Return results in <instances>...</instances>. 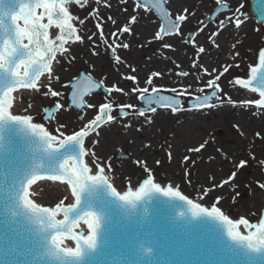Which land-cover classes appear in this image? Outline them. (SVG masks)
<instances>
[{"label": "snow or ice", "instance_id": "6c2138e0", "mask_svg": "<svg viewBox=\"0 0 264 264\" xmlns=\"http://www.w3.org/2000/svg\"><path fill=\"white\" fill-rule=\"evenodd\" d=\"M132 2L134 7L129 12V0H118V6L126 14L124 23L121 24L112 15L104 16L100 12L101 5L105 9H111L112 0H94L97 5L95 8H92L93 0H0V154L6 152L7 133H22L28 139L31 157L25 158L27 162L17 161L11 167L12 183L7 195L10 199L11 215L27 219L36 226L35 231L39 235L41 250L37 251L29 264H38V261H43L44 264H84L99 247L103 235L102 225L107 220V208L110 205L116 204L125 210H135L138 204L150 199L153 193L161 192L184 203L186 211L179 213L181 217L204 218L205 222L222 228L227 241L218 238V245L233 254L242 250L247 257V264H264V213L257 209L259 221L256 224L244 216L230 219L219 206L222 197L212 196L214 190L233 184L238 171L248 165V160L241 159L234 163V170L220 181H216L214 175L211 176L208 186L201 187L198 193L201 200L211 201V207H204L202 203L182 195L179 189L171 186L162 189L153 181V174L147 162L140 159H137L136 164L141 167L147 178L135 191L131 187L126 191H119L109 177V173L113 171L112 165L87 143L90 141L92 145L98 144L99 141L93 139L98 135V130L117 120L123 121L135 116L137 119L144 118L145 122L150 124L152 118L148 113H156V106L177 113L182 110L203 112L224 102L233 104L221 85V80L230 72L231 65L209 70L194 61L192 67L198 70L196 79L201 81L203 76L207 77L203 86L194 89L191 84H187L179 88H163V92L171 93L170 95L161 94L162 87L155 86V78L163 77L161 72H152L143 87L140 86L136 75L122 74L124 80L134 84L130 92H125L115 84L106 86L105 81L97 82L91 76H77L61 86L70 90L71 103L75 110L83 112L86 109H94L95 115L91 119L83 115L78 116V128L70 129L68 125L60 122L59 114L66 110V105L62 102L64 93L56 87L61 83L56 65L66 60L70 67L76 60V55L71 49L86 42L85 36L80 34V29L76 26L77 23L84 26L86 20L73 15L71 6L92 8L88 18L95 21L96 31L87 35L86 40L91 44V53L94 56L99 55L95 45L97 36L102 43H108L104 31L106 24L110 23L116 27V31L111 33L114 38L135 37L134 28L139 23L138 15L142 8L153 12L161 22L159 29L152 35V41L158 42L160 48L173 52L176 49L171 41L178 37L183 39V25L195 15L189 8L183 7L175 9L173 16L166 6L167 0ZM216 7L220 12L214 19L206 18L201 21L199 32L183 39L186 46L193 47L197 57L206 52V49L197 43L199 36H205L211 46L218 47L217 40L225 31L231 28L239 30L244 23L239 7L233 10L224 0H216ZM210 23L215 24L214 30L209 29ZM52 28L57 30L54 37L49 31ZM130 47V43L122 40L108 44L117 64L123 61L115 53L119 49L127 50ZM255 55L258 57V64L250 67L248 78L237 76L229 83L234 87L258 93L257 99L244 100L242 106L249 111L254 106L264 113V47L258 49ZM131 71L136 72V69L132 68ZM178 76L187 78L189 72L180 71ZM82 79L87 80V87L78 83ZM96 89H103L107 102L96 104L86 101L85 98ZM25 91L33 96L54 101L42 109L41 122H34L29 113V109L33 108L31 103L24 109V114H16L15 105ZM197 92L200 94L197 95ZM113 94H138L136 98L142 102V106L137 107L131 103L114 105L112 100L108 99ZM184 103L187 107L182 109L181 105ZM53 121L55 127H52ZM123 127L131 128L132 125L123 123ZM141 128L136 131L139 132ZM256 135L259 137L261 133L257 132ZM147 147L145 145V150ZM205 147V143H201L199 146L187 148V152L200 154ZM251 158L255 159L254 156ZM168 159H174L171 150L168 152ZM183 160L185 168L193 163V158L189 155H185ZM8 163L11 165L12 161ZM258 163L264 167V160ZM185 176L191 183V169H188ZM56 181L59 184L49 183ZM257 187L264 190V182L257 181ZM45 195L53 197L50 201L52 206H41L32 198ZM233 200L235 202V198ZM61 216L63 218L59 219ZM82 225L86 226V233ZM65 241L74 242L75 247L67 246ZM147 251L150 252L151 249Z\"/></svg>", "mask_w": 264, "mask_h": 264}, {"label": "rangeland", "instance_id": "374dc122", "mask_svg": "<svg viewBox=\"0 0 264 264\" xmlns=\"http://www.w3.org/2000/svg\"><path fill=\"white\" fill-rule=\"evenodd\" d=\"M191 1L192 5L191 3H188L184 7L189 8L191 12L195 13V15L191 17L188 23L183 25V39H187L188 32L193 33L195 30V33H198L201 26L200 22L211 12V9L216 6V0H206L203 6H201L202 8L197 9L199 1ZM250 1L251 0H224V2L227 3L233 10H235L237 7L240 8L244 19V23L242 25L245 24L244 26L247 28L245 29V32H242L241 28L239 30L231 28L229 31H225L217 40V44L219 45L218 47L211 46L209 41L205 39V36H199L197 43L206 49V52L201 54L200 57L195 56L193 47L186 46L183 43V39L179 37L171 41L176 49L174 52L169 49L160 48L158 42L155 41L137 44L136 39H129L128 36H123L119 39L114 38L111 36V33L116 31V27L112 26L110 23L106 24L104 28L108 43H102L99 39V36H97L95 45L99 55L94 56L91 53V44L87 42L86 36L96 31L94 26L95 21L88 18V13L91 12L92 8L97 7V5L93 0L92 8L86 7L85 10H82L77 6H73L71 11L73 15L78 16L80 19L86 20V24L84 26H81L78 23L76 25L80 29V34L85 36L86 42L84 44L74 46L71 49L73 54L76 55V60L73 61L70 67L66 60H62L60 64L56 65V71L61 76V83L57 84L56 87L58 90L64 93L62 102L66 105V110L59 114L60 122L68 125L70 129L78 128L80 126L78 116L83 115L87 119H91L95 115L94 109H86L83 112H78L74 108L69 107L67 102L69 89L61 86L62 84H67L70 79L76 78L80 70H84L85 73L90 74L97 81H105L106 86H112L115 84L118 87L123 88L125 92H130L134 84L124 80L122 78V74L136 75L141 87L146 86L144 82L150 74L147 73V70L144 73H141L139 70L132 72L131 69L134 67L127 66V61L129 60L128 62L130 63L131 61L134 62L143 60L145 62H142L140 67H148L150 58L154 57L157 54V51L162 52V54H158L159 60L153 68L156 72L163 73V77L161 79L164 81H155V86L160 85L162 87V93H167L163 92V88H179L182 85L187 84H191L194 89L203 86V82L206 81L207 77L205 76L201 81H198L196 79L197 73H194L192 69L193 62L200 60L202 64L201 66L203 68H208L210 66L213 69L231 65L230 72L225 74V76L222 78L221 85L234 103L240 102L244 97L242 96L243 94H241L242 91H238V88L230 84L229 81L237 76L246 78L248 76L250 67L257 64L258 57L255 55V53L258 49L264 47V25L256 23L249 9ZM176 2L177 3L172 6V9L174 10L181 8V3L178 4V0H176ZM206 2H208V5ZM210 2L212 4H210ZM112 5L113 7L111 10L105 9L102 5L99 6L100 12L104 16H107L108 13L115 15L116 19L121 24H123L124 16L126 14L123 13L122 9L118 6V0H112ZM133 7L134 4L129 1V12L133 10ZM142 12L143 11L139 12L138 18L141 17V19L147 22L150 26H154V20H156L154 15L151 13L150 16H147L148 14L146 15ZM172 13L174 16L175 11ZM227 14L230 15L231 13ZM193 22H195L196 29H193ZM209 29L214 30L215 24L210 23ZM239 32L242 34L241 38H238ZM121 40L122 42L131 44L133 54L129 56V59L126 62L121 59L123 63L117 64L112 52L110 57L108 56L109 52L111 51L108 48V44L121 42ZM116 54L117 53H115V55ZM174 61L175 65H173ZM177 65H179V67H177ZM180 71L189 72V76L187 78L179 77L178 73ZM196 94L199 95L200 93L197 92ZM137 96L138 94H113L108 99H111L114 105L121 103H131L139 107L141 103L136 98ZM257 98L258 96L251 95V99ZM86 101L88 103L99 104L107 102V99L105 93L101 91L99 93L90 94V96L86 98ZM53 102V100L41 96H33L31 98L27 97V99L22 102V105H25L17 109L16 114H24V109L29 103H31L33 104V108L29 109V113L33 116L34 122H41L42 109L44 107L50 106ZM186 107V103L181 105L182 109H185ZM235 108L236 106H232L228 108L229 110H223L222 113L224 116H222V114L217 115L216 119H218V121L216 123L210 122L211 118H215L213 115L217 114V111L213 110V108L203 112H196L197 114L203 113L205 117H208V119H206L208 124L203 126L204 129L202 131L204 134L203 137L205 139L204 143L206 145L205 149L202 150H208L207 146H209L210 142L213 144H218L221 150L217 151L212 148V158L219 160L220 163L222 162L223 164H227L232 160H234L235 163H238L241 150L239 148L233 149L230 146L223 148L225 144H229V140L234 138L232 131L233 127L228 126V121L226 122L225 117L236 116L237 121L234 125L240 126V128H242L243 134L246 137L245 145L251 149L252 156L255 155L256 157L264 160V138H262L264 137V113L258 109H255L254 106L251 111H249L247 108L241 107L242 111L238 112ZM158 111L164 114L159 115L157 118H155V120H152L150 124L146 123L144 118L137 119L135 116L125 118L123 121L117 120L112 124V126L114 124L116 126L115 128L118 132L116 141L120 145L111 151H104L103 149L102 153V158L107 163L112 165L113 171L109 173L110 180L114 182V186L121 192L126 191L129 187H131L132 190H136L147 177L146 174L143 173L141 167L133 162L136 158L143 157L145 145H149L147 156L146 158L143 157L142 161L147 162L151 168L156 182L159 185L162 184L161 182H163V179H166L167 177L171 178V181H174L180 187L181 193H184L189 199H192L195 202L204 203L207 206H211V201L200 199L198 195L200 185L194 184L192 181L191 183H189V181H185V173L188 170L184 167V160H180V162L178 164L176 163L175 165L179 172H181L179 176H173L169 171L168 153L165 154L164 151L166 148L164 146L165 141L163 134L168 131L169 127L173 124L172 117L176 115V113L171 112L170 109H157V112ZM181 112L185 114V116L191 113L189 111L183 110ZM239 114L240 116H238ZM148 115L152 118L155 113L149 112ZM187 122H189V118H187ZM123 123H131L132 127L125 128L123 127ZM137 125L146 127L145 130H142L143 132H138L132 138L138 143V150L136 151V154L132 147L133 145L129 144L132 143L130 142L131 140L128 141V146L123 143V140L125 137H127L126 132L130 133L131 136V129ZM52 127H55V121L52 122ZM257 132H260L261 136L258 137L256 135ZM143 143L144 149L142 148ZM167 145L171 146V143H168ZM118 152L124 154L128 153L129 157L125 159V161L118 160L115 157ZM196 155L197 154L191 153L189 156L194 159ZM157 161H159V163H156ZM232 170H234V165L230 168L227 176ZM115 174L120 175V177L118 176V178H116ZM125 176L127 177L124 178ZM257 181L264 182V174L258 171V167L256 165H252L251 161H248V165L243 170L238 171L234 183L226 188H223L225 192L223 195H219L222 197V203L219 205L222 211H224L226 215H229L233 219L244 215L250 220L251 223H258L259 215L257 214V209H260V205L264 199V190H260L257 187ZM212 196L216 197L214 194H212ZM233 198H235V202Z\"/></svg>", "mask_w": 264, "mask_h": 264}, {"label": "water", "instance_id": "95a60500", "mask_svg": "<svg viewBox=\"0 0 264 264\" xmlns=\"http://www.w3.org/2000/svg\"><path fill=\"white\" fill-rule=\"evenodd\" d=\"M250 9L256 22L264 25V0H252ZM219 12L220 9H215L208 18L214 19ZM56 33L55 28L50 30L53 37ZM79 76L91 75L82 70ZM78 83L87 87L86 79ZM68 102L72 106L70 91ZM105 126L98 132L103 131ZM5 145L6 152L0 154V264H29L37 251L41 250L39 235L34 224L22 216L11 215L7 190L12 183L11 167L17 161L27 162L25 158L31 157L28 150L30 144L22 133L13 132L5 135ZM127 156L118 155L120 159ZM8 161H12V164ZM153 181L157 183L154 176ZM161 188L165 189L164 186ZM52 198L45 195L35 200L41 205L52 206ZM184 211L186 206L182 201L171 199L163 192L153 193L150 199L138 204L135 210L110 205L107 208V220L102 225L103 235L99 247L84 264H247V257L242 250L233 254L217 244L218 238L227 241L222 228L205 222L204 218L181 217L179 213ZM82 227L86 233V226ZM65 244L74 247L71 241H65ZM38 264L44 262L38 261Z\"/></svg>", "mask_w": 264, "mask_h": 264}, {"label": "bare ground", "instance_id": "6f19581e", "mask_svg": "<svg viewBox=\"0 0 264 264\" xmlns=\"http://www.w3.org/2000/svg\"><path fill=\"white\" fill-rule=\"evenodd\" d=\"M73 6H71L70 10L72 11ZM112 9V8H111ZM110 9V10H111ZM108 10V9H107ZM107 15H112L114 18H116L115 15L108 13ZM139 19V23L135 26L134 31H135V37H129V39H136L137 44H141V43H150L152 42V35L153 33L158 30V26L157 24H153L154 26H150L147 22H145L144 20L140 18ZM245 25V24H244ZM242 25L241 26V31L245 32V29L247 28L246 26ZM137 28V30H136ZM240 31V32H241ZM239 32L238 34V38H241L242 34ZM131 41V40H130ZM132 42V41H131ZM133 54L132 52V48L130 47V49H119L116 55H119L121 57L122 60H124L125 62L129 59V56ZM158 54H162V52L157 51V54L150 58L149 62H148V67H140L142 62L145 61H134V62H128L127 61V66L129 67H134L136 70H139L141 73L145 72L146 70L148 71L147 73L151 74L152 72H156L155 69L153 67H155L157 61L159 60V56ZM198 63L200 65L201 62L200 60H197ZM146 64V63H145ZM173 65H175V61L173 62ZM151 67V68H150ZM153 68V69H152ZM141 69V70H140ZM193 72L194 73H198V70L196 68H193ZM209 70H211L212 68L209 66L208 67ZM250 71V70H249ZM249 73V72H248ZM201 75H202V70H201ZM249 75V74H248ZM205 77V76H203ZM248 76L245 78L247 79ZM155 81H164L163 79H161V77H156ZM158 87H161L160 85H156ZM238 89V91H242L241 94H243L242 96H244L240 102H236L234 104H230L227 102H224L222 105H217L216 107L213 108V110L217 111V114H214L213 116L215 118H211L209 121L212 123H216L218 121V119H216V116L219 114H222V116H224V114L222 113L223 110H229V107L232 106H236V111L240 112L242 111V108H245L242 106L243 101L247 100V99H251V95H256L254 93H252L250 90H245V89H241L238 86H236ZM258 96V95H257ZM27 97H33V95L28 92L25 91L23 93V95L20 97V99L17 101L16 105H15V110L17 111V109H19L20 107H23L24 105H22V102L27 99ZM229 105V106H226ZM245 112V111H244ZM164 113L162 112H156L154 116H152V120H155V118H157L159 115H162ZM221 116V118H222ZM240 116V114L238 115ZM201 117H205V115L203 113H196V112H191L189 114H187V116H185V114H183L181 111L177 112L176 115H174L172 117L173 119V124L169 127V130L166 131L163 134L164 137V146L166 149H164L165 154H167L169 152V150H171L174 159H172L171 161H169L168 159V166H169V171L172 173V175H178L181 174V172H179L178 168L175 166L176 163L178 164L180 162V160H183V157L185 155H190L191 153L187 152V148L191 147V146H199V144L204 143V137H203V126L207 125V121L206 119H208V117L205 118H201ZM187 118H189V122H187ZM219 118V119H221ZM225 120L228 124V126L233 127L232 131H233V135L234 138H232L231 140H229V144H225V146L223 148H226L227 146L234 148H239L241 150V155L239 157V161L241 159H246L248 161H251L252 165H256L258 167V171L264 174V167H261L259 165V161L263 160L260 159L258 157H255V159H252V153H251V149L249 147H247L245 145V141H246V137L243 134L242 128H240V126H236L234 124H236V116H230V117H225ZM209 122V123H210ZM115 124L112 126H105L103 131L98 132V135L94 136L93 139L98 140L99 143L96 145H92L91 142H87L88 146L90 148H92L101 158H102V153H103V149L104 151L106 150H114L116 147H118L120 144L117 143V130L115 128ZM146 126H143L141 128V125H137L134 128L131 129V136L130 133L126 132L127 137L124 138L123 143H125L126 146L127 143H129L128 141L132 142L129 143L130 145H133V149L135 150V153L137 154V150H138V143L136 142V140L134 141L132 138L135 136V134L138 133V131H136L137 128H141V130L139 132H143L142 130H145ZM147 133V132H146ZM130 136V137H129ZM134 141V142H133ZM168 143H171V146L169 147V145H167ZM149 146V145H147ZM209 147V148H208ZM211 147V148H210ZM142 148L144 149V143L142 145ZM215 149L217 151H220V147L218 144H213L212 142H210L209 146H207L208 150H202L200 154H197L194 159H193V163H191L189 165L188 169H191V181L194 182V184H198L201 187H207L208 184L211 182V176H215L216 181H220L224 178L227 177V173L229 172L230 168L234 165V160H232L231 162L227 163V164H223L222 162L220 163L219 160H215L214 158L211 157L212 155V150L211 149ZM149 150V147H147V150L144 149V155L143 157L146 158L147 156V151ZM143 157L141 158H136L134 160L133 163H136L137 159L143 160ZM118 176L120 177V175H116L115 177L118 178ZM127 176H125L124 178H126ZM186 177V176H185ZM188 181L187 177L186 180ZM162 184H160V186H164L165 189L170 186H173L174 189H179L180 187L174 182L171 181V178H166L163 179V182H161ZM135 191V190H133ZM225 191L223 189H219V190H214L212 194H214L215 196H219L220 194L223 195ZM199 193V192H198ZM260 202V201H258ZM204 205V207H211V206H207L206 204L202 203ZM260 211L261 213H264V199L262 201V204L260 205ZM229 216V215H228ZM244 216V215H241ZM241 216L234 218V219H239ZM246 217V216H244ZM230 219H233L229 216ZM247 218V217H246Z\"/></svg>", "mask_w": 264, "mask_h": 264}, {"label": "flooded vegetation", "instance_id": "af4514ba", "mask_svg": "<svg viewBox=\"0 0 264 264\" xmlns=\"http://www.w3.org/2000/svg\"><path fill=\"white\" fill-rule=\"evenodd\" d=\"M199 1V4H198V6H197V9H201L202 7L201 6H203V4L205 3V1L206 0H198ZM130 2H132L131 0H130ZM212 2V1H211ZM210 2V4H212ZM133 3V2H132ZM177 2H176V0H167V7H168V10L170 11V12H174V9H172V6L173 5H175ZM181 3V8H183L185 5H187L188 3H191V5H192V1L191 0H178V4H180ZM207 3V5H208V2H206ZM140 11H145L143 8L140 10ZM139 11V12H140ZM149 13H152V14H154L153 12H149ZM155 15V14H154ZM155 17H156V19H157V24H158V26H160V21H159V19L157 18V16L155 15Z\"/></svg>", "mask_w": 264, "mask_h": 264}]
</instances>
